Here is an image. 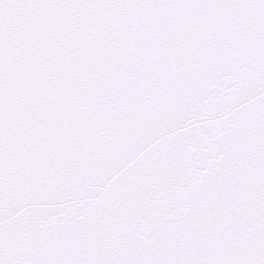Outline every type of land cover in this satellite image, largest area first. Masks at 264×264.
<instances>
[{
  "label": "snow or ice",
  "instance_id": "obj_1",
  "mask_svg": "<svg viewBox=\"0 0 264 264\" xmlns=\"http://www.w3.org/2000/svg\"><path fill=\"white\" fill-rule=\"evenodd\" d=\"M0 264H264V0H0Z\"/></svg>",
  "mask_w": 264,
  "mask_h": 264
}]
</instances>
